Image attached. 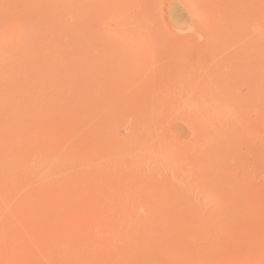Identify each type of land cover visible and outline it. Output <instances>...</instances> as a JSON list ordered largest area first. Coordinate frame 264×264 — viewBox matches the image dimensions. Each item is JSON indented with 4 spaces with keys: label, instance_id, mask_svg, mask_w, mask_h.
I'll return each instance as SVG.
<instances>
[{
    "label": "rangeland",
    "instance_id": "1",
    "mask_svg": "<svg viewBox=\"0 0 264 264\" xmlns=\"http://www.w3.org/2000/svg\"><path fill=\"white\" fill-rule=\"evenodd\" d=\"M0 264H264V0H0Z\"/></svg>",
    "mask_w": 264,
    "mask_h": 264
}]
</instances>
